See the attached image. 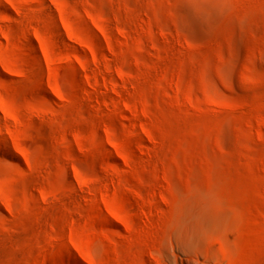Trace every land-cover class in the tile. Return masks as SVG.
I'll return each mask as SVG.
<instances>
[{
  "label": "rangeland",
  "instance_id": "374dc122",
  "mask_svg": "<svg viewBox=\"0 0 264 264\" xmlns=\"http://www.w3.org/2000/svg\"><path fill=\"white\" fill-rule=\"evenodd\" d=\"M197 262L264 264V0H0V264Z\"/></svg>",
  "mask_w": 264,
  "mask_h": 264
},
{
  "label": "bare ground",
  "instance_id": "6f19581e",
  "mask_svg": "<svg viewBox=\"0 0 264 264\" xmlns=\"http://www.w3.org/2000/svg\"><path fill=\"white\" fill-rule=\"evenodd\" d=\"M219 219H221V216L219 217ZM219 219H218V220H219ZM218 220H217V222H218ZM213 221H214V219H213ZM212 223H213V222H212ZM214 224H215V223H214ZM197 261H198V260H197ZM197 263H198V262H197ZM198 264H199V263H198Z\"/></svg>",
  "mask_w": 264,
  "mask_h": 264
}]
</instances>
